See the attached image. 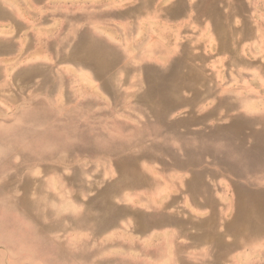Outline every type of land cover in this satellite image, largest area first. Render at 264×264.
<instances>
[{
  "label": "rangeland",
  "instance_id": "obj_1",
  "mask_svg": "<svg viewBox=\"0 0 264 264\" xmlns=\"http://www.w3.org/2000/svg\"><path fill=\"white\" fill-rule=\"evenodd\" d=\"M12 1L0 264H264V234L225 232L235 180L206 170L215 199L193 201L172 136L189 121L197 151L229 127L250 148L255 130L264 152V0Z\"/></svg>",
  "mask_w": 264,
  "mask_h": 264
},
{
  "label": "crops",
  "instance_id": "obj_2",
  "mask_svg": "<svg viewBox=\"0 0 264 264\" xmlns=\"http://www.w3.org/2000/svg\"><path fill=\"white\" fill-rule=\"evenodd\" d=\"M32 2L36 4V0H32ZM12 12H14L13 1L0 0V33L3 34L0 36V56L2 57L4 55L13 56L19 52L16 43L20 41L21 31H19L18 35H14L13 32L5 31L2 27L9 25L13 26L16 15L12 14ZM12 34L17 37L15 42V38ZM80 47L81 50H83L82 44ZM86 51L89 53L87 56H89L90 59L93 56L95 59H102L99 55L91 53L89 49H86ZM172 87L163 88L169 90L172 89ZM242 121H244V118H242ZM176 123H178V128L180 127L179 124H182V127L186 128V132L180 133L179 131H173L172 133L173 138L176 137L177 134L182 152L180 156L183 157L182 160H180L179 153H176L177 159H175L173 165L175 168L177 165V170L188 172V174L191 175L186 185L189 196L193 201H196L197 199L195 200V197L199 198L197 195L203 196L204 194L205 201L210 204L213 203L215 198L209 196L210 188H208V192L206 189L202 190L199 189L200 187L196 188L197 182L203 180L206 170H209L208 172L210 174L219 177L220 180H227L228 177L232 178L230 179L232 182L235 180V182L232 183L235 200L234 216L232 217V222L225 225V232L233 235L231 246L239 245L240 238H243L246 244H250L252 235L264 234V155H262L264 152L261 151L259 142L261 134H259L258 131L251 130L250 135L255 140V144L247 148L245 147L244 140L241 147L233 145V141H228L227 129L229 127L224 128V132L222 129L217 128L205 136L206 139L209 138V140L212 141L214 144L213 148L207 149L205 148L206 143H203V145L195 151L190 143L192 137L188 129L191 126L189 125L190 122L175 121L174 125ZM180 134H182V136H180ZM198 138L203 139L204 136L198 134ZM194 156H196V158L193 159ZM206 156L211 158L213 164L205 163ZM211 166L213 167L212 169L210 168ZM247 176H249L250 179H248ZM198 179L200 180L197 181ZM195 181H197L196 184ZM200 198H203L202 200L205 202L204 197ZM239 235L242 236L239 237ZM215 241L224 245L221 237Z\"/></svg>",
  "mask_w": 264,
  "mask_h": 264
}]
</instances>
